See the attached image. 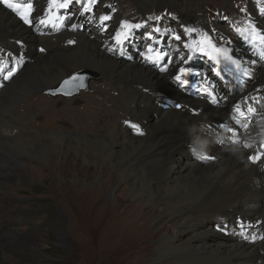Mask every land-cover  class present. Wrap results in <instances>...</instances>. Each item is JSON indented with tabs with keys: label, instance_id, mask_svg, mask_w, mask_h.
<instances>
[{
	"label": "bare ground",
	"instance_id": "6f19581e",
	"mask_svg": "<svg viewBox=\"0 0 264 264\" xmlns=\"http://www.w3.org/2000/svg\"><path fill=\"white\" fill-rule=\"evenodd\" d=\"M31 1V19L37 23V28L27 25L0 5V45L15 47L17 41L23 44L27 54L20 58L25 61L20 72L27 63L39 59L27 66L21 77L10 85L8 84L17 75L4 72L11 80L5 81L6 85L0 89V126L5 127H0V151L4 152L0 153V189L14 192L19 190V186L12 184L25 180L20 168L24 163L23 158H26L27 170H33L37 172V176L46 179L52 167L42 166L36 161H31V158H36L38 162L43 160L50 147L59 150L60 147L66 146L68 148L65 154L76 150L85 158L93 153L100 161L113 166L112 175L117 173L119 176V193L113 207L116 212L113 238L117 239L118 245L122 243L121 225H124L132 214L133 224L140 230L135 231L128 241L136 238L134 247L144 251L140 264H264V240L256 243L243 242V234L240 231L226 232L227 226L232 228L230 222L234 223L238 218L257 220L264 217V156L258 164H251L248 160L250 150L237 146L218 147L212 143L210 134L213 128L210 125L224 119L227 108L211 107L204 100L186 96L175 86V79L170 76V71L157 70L150 64L146 65L139 52H131V49L127 48L132 41L134 44H143L144 40L137 32L125 37L123 31L117 35V43L111 39L108 41L111 45L108 46L102 39L104 35L101 36L100 30L86 23L85 13L91 7H96L101 0L91 2V7L88 6L89 0H74L78 1L79 7L77 13L70 15L73 16L75 29L64 32L65 29L61 31L64 33L49 36L41 34L46 29L40 23L50 18L54 8L49 0ZM137 2L140 12L150 11L156 2L159 5H168L163 0ZM103 3L111 5L109 11L116 18L115 21L108 22L103 29L107 36H112L111 32L117 29L121 20V8L115 5L114 0H103L100 5ZM202 4V0H191L185 2V7L189 11H195ZM197 14L199 13L185 12L183 20L197 17ZM137 15L127 17L123 23L129 20L131 22L128 23L133 25L135 21L143 20L141 16L138 19ZM253 17L260 23L264 22L256 13ZM198 20L203 22L201 14ZM254 28L258 29V26ZM52 38H58V42H53ZM69 40H75V44L69 45ZM39 46L43 49L41 52L38 50ZM3 53L0 51V57ZM118 55L122 59L125 58L123 56L130 55L132 60L125 62L120 60ZM252 55L259 60V66L255 69L254 79L257 82L254 88L264 87V61L256 51L252 52ZM14 61V57L4 54L0 58V71ZM81 69L98 73L95 81L106 85L105 88L96 86L94 90L104 100L109 99L106 93L110 89L119 91L117 106L131 119L121 117L124 122L115 121L116 129L103 122L105 114L100 120L98 114L96 118H93L95 115L92 112V117L88 115L86 109L90 110L93 103H100L85 95L90 93L88 87L84 89L83 95L85 100H89L84 105L88 104L89 107H79L78 109L84 112L77 115L80 116L77 118L83 119L88 125L84 126V131H80L83 124H76L75 119L73 121L67 117L64 121H70L75 130L68 131L70 126L65 122L63 129L39 128L41 122L38 121V116L41 114V108L34 104L31 98L42 97L47 89L55 88L63 79ZM100 76L102 78H99ZM260 92L264 95V91ZM160 95H163L164 99L176 100L182 106L181 109L164 107ZM231 99L232 97L227 102ZM27 101L28 105H25ZM74 102L79 104L81 99L75 97ZM192 107L203 109L198 115H191L188 109ZM21 108L27 109L25 115L17 113ZM34 121L35 125L30 130L27 125ZM95 121H102L103 125L93 130L91 128ZM128 121L139 123L145 128V132H135L128 126ZM17 127L26 129L30 133L29 138L14 135L9 130ZM248 139L253 143L252 149H257L264 140V105L261 115L255 119L252 129L248 132ZM88 143L91 145H86ZM185 144L189 148H186ZM82 146L83 150L80 149ZM197 150L200 154L208 150L214 152L215 161L209 164L193 158V153L201 157ZM104 173L103 169L101 174ZM82 182L85 186V179L80 178L75 182V188H80ZM125 185L136 201L120 211L127 200L124 197ZM5 202L14 204L15 199L7 198ZM29 206L32 207L28 208L31 216L43 212L42 206H35L33 202ZM143 206H147V211L140 213L139 210ZM2 211H5V216L0 218V228H3L0 229V245L7 247L12 243L13 248L33 244L36 234L34 229L21 234L15 225L21 214L22 218L24 217L25 212L20 209L7 211L5 208ZM153 214L155 223L162 224V229L148 232L145 236L142 228L152 221ZM140 222L143 224L140 225ZM38 223L36 224L39 225ZM149 238L150 241H147Z\"/></svg>",
	"mask_w": 264,
	"mask_h": 264
},
{
	"label": "rangeland",
	"instance_id": "374dc122",
	"mask_svg": "<svg viewBox=\"0 0 264 264\" xmlns=\"http://www.w3.org/2000/svg\"><path fill=\"white\" fill-rule=\"evenodd\" d=\"M137 1L138 0H114V2H117L119 8H121V20L127 19L129 16H135V13L138 14V19H140V14L145 15L150 12L149 10L140 12L137 7ZM186 1L189 2L191 0H163V2H167L166 4L168 5L166 6L170 9L176 8L178 10L186 8ZM202 1L203 4L198 7V11H189L187 9V12L199 13L201 11H209L212 15L216 14V16L226 13H230L231 15H241L243 14L242 12L247 13L250 11V9L254 8V6L259 2L264 3V0ZM157 5L158 4L156 2L151 10L156 8ZM98 7H100L99 4ZM115 27H117L116 24ZM222 28L228 30L229 27L224 24ZM52 41L58 42V38H52ZM3 48H5V46L0 45V51H5ZM119 59L125 62L132 60V58L124 60L120 57ZM38 60L39 59L35 61ZM34 62L31 61L30 63H27L21 72L19 71L20 73L14 72L17 76L11 80L8 85L12 84L18 77H21L20 75H22L27 66ZM83 72H89V85H87L90 87V93L85 95L91 97V100L95 99L100 102L98 103L99 105L96 103H93L94 105H90L91 111L86 109L88 115H91L90 113L92 112L93 115H95L93 118H96L98 114V120H100L103 119L102 116L105 114L106 118L103 122L107 123L109 127L116 129L117 123H115V121L124 122L125 118L131 119V117L125 115V112L120 111V107L117 106V96H119V91H114L113 88L110 89L106 95L111 101H108L109 99L104 100L103 97L98 95V92L95 93L94 90V87L96 86L99 87L101 85L100 87L105 88L106 85L104 83L99 84L95 81L98 77V73L88 69H81L63 79L58 85H56L55 88L47 89L42 97L39 96L31 98L32 102L34 104H38L39 108H41V114L38 116V121L41 122L39 128L43 130H51L53 128L63 129L65 122L70 126L68 131L75 130L74 125L70 121H64L66 117L73 121L75 119L74 123L76 124L77 122L81 123V125L83 124L80 131H84V126H88L83 119L77 118L80 117L77 115L84 112L78 109L79 107H89L88 104L84 105L89 101L85 100L86 97L83 95L84 89H81L73 96V98H68L62 94V90L69 84H65L64 82L70 81L77 74ZM256 73L258 74L259 72L257 71ZM99 78H102V76ZM75 97L81 99L79 104H74ZM26 104L28 105V101L25 105ZM109 106L111 108H109ZM153 107H150V109ZM156 107L159 106L156 105ZM28 108L29 107H27V109ZM27 109L21 108L17 113L25 115L27 113ZM30 110H32V108H30ZM123 116H125V118ZM121 117L124 119H121ZM103 122L95 121L92 124L93 127L91 129L96 130L97 128H100L103 125ZM34 125L35 121L27 125V127L31 130ZM20 126L23 125L20 124ZM0 127L2 129L5 128L4 126ZM9 130L12 131L11 133L14 135H19L20 137L29 138L30 135V133L23 128L18 129L17 127L13 130L9 128ZM86 145L91 144L88 143ZM185 146L186 148H189L186 144ZM67 148L68 147L64 146L60 147L59 150H54L50 147L47 149L43 160H39V162L36 158H31V161H36L42 166L50 165L52 167L50 174L46 176V179H43L40 175L37 176V172L33 170H27L25 164L26 158H23L24 163L23 165L21 164L20 168L23 172L25 180L24 182L21 181L12 184L16 187L19 186V190L14 192L0 189V218L5 216V211H2L4 208L7 211L8 209H20L22 210L21 212L25 213L23 218L21 214L15 224L18 233L22 234L31 228L36 232L34 236L35 241L31 245H19L20 248L19 246L11 248L12 243L7 247H2L0 245V264H140L144 251L138 250L134 247L137 242L136 238H132L131 242H129L132 234L135 231L140 230L139 227H136L133 224L134 219L132 214L128 217L127 222L124 225H121L120 234L123 239L122 243L118 245L117 239L113 238V228L116 227V212H114L113 207L116 202V195L119 193L117 185L120 182L117 173L113 175L111 174L113 166L100 161V159L93 153H91L89 157L87 156V158L81 154L79 155L76 150H74V152L72 151L70 154H65V150H67ZM80 149L83 150V146ZM178 152L180 153L181 149L178 150ZM0 153L3 154L4 152L0 151ZM192 157L201 159L203 162L206 161L209 164L215 161L203 160L196 153H193ZM103 169L105 171L104 175L101 174ZM80 178L85 179V186H83L82 182V186L80 188H75V182ZM123 187L125 189L124 197L127 200L123 203L120 211H123L136 201V199L130 195L129 188L126 185ZM6 197L15 199V203L11 204L5 202L7 199ZM32 202L35 206H42L41 208L43 209V212L40 215L33 214V216H31L32 213L28 208L31 207L29 205ZM30 209H32V207ZM145 210L147 211V206L140 208L139 212L143 213ZM153 215L154 218H152V221L148 224V226L146 225L145 228H142V232L145 236L148 232H157L162 229V224H156L155 214ZM222 215L225 214L222 213ZM12 219L16 218L12 217ZM127 224H129V226ZM142 224L143 222H140V225ZM147 241H150V238L147 239Z\"/></svg>",
	"mask_w": 264,
	"mask_h": 264
},
{
	"label": "snow or ice",
	"instance_id": "6c2138e0",
	"mask_svg": "<svg viewBox=\"0 0 264 264\" xmlns=\"http://www.w3.org/2000/svg\"><path fill=\"white\" fill-rule=\"evenodd\" d=\"M71 2H72V0H64V2H63V3H60L58 6H59V7L66 8V7H68V5H69ZM91 2H94V0H89V3H91ZM0 3H3V4L6 5L7 7L11 8V9H14V10H17V11H19V10L21 9V7H22L20 4L15 3L14 0H0ZM24 8H25V10H24V11H19V14H20V16L24 19V21H25L26 23H29V24H30V23H31V20H30V18H29V15H30V12H31V9H32V5H31V3H27V4L24 6ZM262 11H264V9H262ZM102 19H108V17H103ZM44 22H45V21H43V20L41 21V23H44ZM122 27H123V28H127V29H131V28H133V27L138 28V27H140V25H139V24L132 25V24H129L127 21H125L124 24L122 25ZM187 31H188L189 33H191V32H194L195 29H188ZM238 31H240V30L238 29ZM253 33H255V29H253ZM117 35L119 36L120 34L118 33ZM245 38L247 39L248 37H245ZM256 38H258V39L260 40L261 43H264V35H258V34H257V35H256ZM177 39H180V37L177 36ZM208 39H209V38H208L207 35L205 34V35H204V38L200 41V43L202 44V43L204 42V40H208ZM69 43H72V41H70ZM194 43H195V42H194ZM189 47H191V46H189ZM199 50H203V49L201 48V49H199ZM217 51H221V50H220V49H217ZM224 51H226V50H224ZM183 71H184V69H181V72H183ZM73 79L75 80V79H78V78H77V77H73ZM176 79L179 80L180 77L177 76ZM64 83H65V84H68L69 81H65ZM236 110H237V112H239V114H240L241 116L246 115V113L240 109V106H239V105H237ZM248 111H249V112H254L255 109L249 108ZM260 155H264V154H258L257 156L252 157V159L255 161V160L259 159Z\"/></svg>",
	"mask_w": 264,
	"mask_h": 264
},
{
	"label": "water",
	"instance_id": "95a60500",
	"mask_svg": "<svg viewBox=\"0 0 264 264\" xmlns=\"http://www.w3.org/2000/svg\"><path fill=\"white\" fill-rule=\"evenodd\" d=\"M89 72H83L80 74H77L75 77L78 79H71L69 81V84L65 86V88L62 90V94L66 97H73L76 95L81 89H87L88 88V82H89Z\"/></svg>",
	"mask_w": 264,
	"mask_h": 264
},
{
	"label": "trees",
	"instance_id": "16d2710c",
	"mask_svg": "<svg viewBox=\"0 0 264 264\" xmlns=\"http://www.w3.org/2000/svg\"><path fill=\"white\" fill-rule=\"evenodd\" d=\"M181 37H182V35H180ZM208 74V73H207ZM209 151V150H208ZM212 152V151H211ZM212 153H214V152H212Z\"/></svg>",
	"mask_w": 264,
	"mask_h": 264
},
{
	"label": "clouds",
	"instance_id": "9594fccd",
	"mask_svg": "<svg viewBox=\"0 0 264 264\" xmlns=\"http://www.w3.org/2000/svg\"><path fill=\"white\" fill-rule=\"evenodd\" d=\"M68 98H70V97H68ZM73 98V97H72ZM211 107H213V106H211Z\"/></svg>",
	"mask_w": 264,
	"mask_h": 264
}]
</instances>
